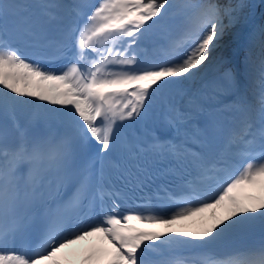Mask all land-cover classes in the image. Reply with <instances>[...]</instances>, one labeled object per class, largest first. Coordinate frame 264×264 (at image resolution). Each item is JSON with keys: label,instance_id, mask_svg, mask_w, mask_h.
<instances>
[{"label": "snow or ice", "instance_id": "1", "mask_svg": "<svg viewBox=\"0 0 264 264\" xmlns=\"http://www.w3.org/2000/svg\"><path fill=\"white\" fill-rule=\"evenodd\" d=\"M246 7L0 0V264H73L93 236L88 264H264V197L232 195L264 191V29L243 79L215 55ZM218 207L199 232L130 223Z\"/></svg>", "mask_w": 264, "mask_h": 264}, {"label": "rangeland", "instance_id": "2", "mask_svg": "<svg viewBox=\"0 0 264 264\" xmlns=\"http://www.w3.org/2000/svg\"><path fill=\"white\" fill-rule=\"evenodd\" d=\"M178 1L181 2L182 5L184 3H186V0H178ZM227 2H228V0H224L222 4L227 3ZM233 2L235 3V1H233ZM244 12L245 11L243 10L238 22L227 29V31L225 32V35H224V37H223V39L221 41L220 47L215 52L216 57L219 56L220 63H222L225 60L226 50H227V48L228 49L230 48V46H227V44L229 43L230 40L234 39L233 38L234 35L239 30L240 23H241V21L243 20V17H244ZM225 23H227V21H225ZM221 68H222V66H220V69ZM216 73H217V70H213V71L209 70L206 74H207V77H209V76L213 77L214 74H216ZM262 194H264V191L261 190V186H259V185L258 186H249V185H246V184L238 186V188L234 189L233 193H232V195H235L239 200H241L242 202H244L246 204L254 203L258 199L263 197ZM209 212H210L209 215L204 214V215L198 216V217L194 218L191 222H186L185 224L183 223V226L192 227V228H198V227H201V226H204V228L208 227V226L210 227L212 223L218 222L219 219H222L223 216L226 214L225 210L223 208H221V207H218L216 209H211V210H209ZM213 212L216 213V218L215 219L212 218V213ZM176 224L180 225V222L177 221ZM94 239H99V237L98 236H94V237L88 238L85 241H80L77 244L72 245L78 250V255L72 259L73 264H88V262H87L88 261L87 254H85V255H81V254L83 253V249L85 251H89L90 250L91 244H92ZM85 242L87 244H86V246H83V244ZM59 254L60 253H58V256L55 259H60V260L62 259V257Z\"/></svg>", "mask_w": 264, "mask_h": 264}, {"label": "bare ground", "instance_id": "3", "mask_svg": "<svg viewBox=\"0 0 264 264\" xmlns=\"http://www.w3.org/2000/svg\"><path fill=\"white\" fill-rule=\"evenodd\" d=\"M224 0H218L219 3H223ZM235 2H239V0H233ZM174 3L177 5V9L182 6L181 2H179L178 0H174ZM244 3L249 5V7H246L244 9V17H243V20L241 21L240 23V28H239V31L247 24L250 22V20L253 18L254 14L255 13H259V17L258 20H257V23L259 24L258 27H255V24H253V27L252 30H251V33H249V40H248V44L251 45L253 43H257L259 42V39H260V33H261V30L264 29V0H244ZM239 31L237 32V34L233 37L234 39L233 40H230L229 43L227 44V46H230V48L226 50V53H225V60H224V63L222 64L223 66V70L224 69H231L234 73H235V69L237 68V65L236 64H231V63H226V59H227V56L230 52L231 49H233L234 47V44H235V41L237 39V35L239 33ZM246 44V43H245ZM259 44V43H258ZM251 50V48L249 49V51ZM259 51V45H257L256 49L254 50V55H256ZM241 70L239 71V74H237V77L238 78H241L243 79L244 77V73L243 71L241 72ZM220 73L214 75L213 77H207V74H203L202 76V80H204L205 82H211L215 79L218 78ZM206 77V78H205ZM209 210L206 211L205 213H202V214H197V215H194V216H191V217H188L186 219H183V220H179L178 222H180V225H178L179 227L180 226H183V223L185 224L186 222H191L194 218L198 217V216H201V215H204V214H207L209 215ZM206 215V216H207ZM212 221V220H211ZM218 221V220H217ZM209 227V226H208ZM166 233H177V229H174V230H170L168 229ZM94 237V236H93ZM98 241H95L93 242V246L97 243ZM91 244V245H92ZM79 246V245H78ZM83 246H86V242L83 244ZM94 250H89V251H85L83 249V253L81 255H85L87 254V256L91 255L92 252ZM62 259L61 260H65V259H73L74 257H76L78 255V250L74 247V246H70L69 248L67 249H64L60 252L59 254ZM58 256V254H57ZM55 259V258H54ZM88 262V261H87ZM48 264H51V262H48Z\"/></svg>", "mask_w": 264, "mask_h": 264}, {"label": "trees", "instance_id": "4", "mask_svg": "<svg viewBox=\"0 0 264 264\" xmlns=\"http://www.w3.org/2000/svg\"><path fill=\"white\" fill-rule=\"evenodd\" d=\"M219 58V56H217ZM262 196L264 197V194H262Z\"/></svg>", "mask_w": 264, "mask_h": 264}, {"label": "water", "instance_id": "5", "mask_svg": "<svg viewBox=\"0 0 264 264\" xmlns=\"http://www.w3.org/2000/svg\"><path fill=\"white\" fill-rule=\"evenodd\" d=\"M259 25V24H258Z\"/></svg>", "mask_w": 264, "mask_h": 264}]
</instances>
